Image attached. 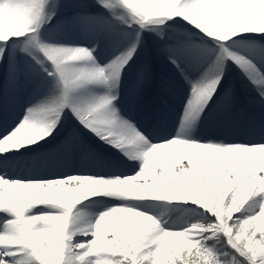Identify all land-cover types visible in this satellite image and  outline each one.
Masks as SVG:
<instances>
[{"label": "snow or ice", "instance_id": "obj_1", "mask_svg": "<svg viewBox=\"0 0 264 264\" xmlns=\"http://www.w3.org/2000/svg\"><path fill=\"white\" fill-rule=\"evenodd\" d=\"M0 264H264V0H0Z\"/></svg>", "mask_w": 264, "mask_h": 264}]
</instances>
